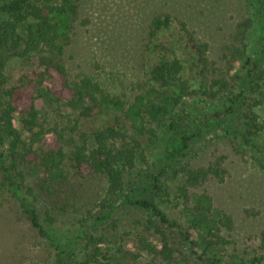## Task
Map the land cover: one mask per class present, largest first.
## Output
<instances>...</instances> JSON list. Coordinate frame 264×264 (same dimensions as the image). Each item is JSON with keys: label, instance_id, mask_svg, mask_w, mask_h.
<instances>
[{"label": "trees", "instance_id": "1", "mask_svg": "<svg viewBox=\"0 0 264 264\" xmlns=\"http://www.w3.org/2000/svg\"><path fill=\"white\" fill-rule=\"evenodd\" d=\"M82 2L4 0L0 5V137L8 142L7 153L0 149V168L31 226L54 246L55 264H64L71 243L49 236L36 208L21 196L22 186L13 177L20 163L29 165L48 189L73 176L104 177L107 188L102 206L106 210L97 218L98 224L108 223L122 208L149 214L138 222L139 231L126 245L129 264H190L191 259L204 264H264V230L257 248L238 250L230 238L235 228L232 214L218 207L206 190L198 191L210 180L223 181L227 175L224 155L205 164L188 158L190 145L201 136L205 121L193 130L175 116L184 96L222 99L223 108L205 119L226 135L256 147L253 138L263 128L256 108L264 104V46L260 54H249L247 37L253 19L238 22L219 59L212 60L209 43L200 40L186 21L171 13L154 15L145 49L149 51L161 32L177 28L183 49L194 56L203 83L198 89L190 87L183 61L173 55L175 45L163 36L164 54L147 80L138 84L136 94L128 97L108 91L91 74H70L66 55L78 26L87 20L81 17ZM256 8L264 21V0H256ZM11 59L29 65L15 81L4 74ZM247 93L253 97L246 102ZM238 102L246 104V133L224 125ZM105 115L112 119L108 125L92 131L88 139H77L81 143L71 139L72 150L67 151L69 131ZM161 129L169 131L163 151L165 165L158 175L148 174L138 166L147 163L145 143L154 142ZM170 172L179 181L173 194L180 205L176 217L161 208L154 195L165 193L162 178ZM245 213L251 215L250 210ZM87 248V263H91L99 248L94 249V242Z\"/></svg>", "mask_w": 264, "mask_h": 264}, {"label": "rangeland", "instance_id": "2", "mask_svg": "<svg viewBox=\"0 0 264 264\" xmlns=\"http://www.w3.org/2000/svg\"><path fill=\"white\" fill-rule=\"evenodd\" d=\"M3 1L0 0V5ZM159 13H171L186 21L200 40L209 43L212 60L219 59L236 24L245 18L253 19L247 37L249 54H260L264 46L261 42L264 21L257 11L256 0H83L81 17L87 20L78 26L66 55L70 74L73 77L91 74L108 91L133 97L138 84L147 80L152 66L164 54L161 38L166 36L175 45L173 55L183 61L188 84L198 89L203 83L202 76L194 56L184 51V42L180 40L182 34L177 28L161 32L149 51L145 49L149 23ZM28 68L27 62L11 59L4 74L8 80L15 81L16 75ZM246 96L247 102L253 93ZM223 105L222 99L184 96L175 116L186 128L193 130L197 129L199 122L205 121L201 136L190 145L188 158L196 159L197 164H205L224 155L227 175L223 181L210 180L198 191L206 190L218 207L234 217L235 228L230 238L235 247L238 250L253 249L258 247L264 230V104L256 108L263 126L253 138L256 147L226 135L220 127L205 119L209 113L222 109ZM245 107L246 104L238 102L234 113L224 119V125L231 131L246 133ZM111 121V116L105 115L81 122L77 131L68 132L67 151L72 150L71 139L77 142L82 138L88 139L92 131ZM168 132L161 129L154 142L145 143L147 163L138 166L139 170L158 175L165 165L163 151ZM0 135H3L1 128ZM0 149L5 153L8 151V142L2 136ZM13 177L22 186L21 196L36 208L49 236L62 243L66 240L67 244L71 243L67 247L64 264H129L126 245L139 231L138 222L147 219L149 214L122 208L108 223L98 224L97 218L106 210L102 206L107 188L104 177L81 179L73 176L67 183L48 189L43 186L42 179L33 174L31 167L22 163ZM162 179L165 193L162 196L154 193L155 199L161 208L176 217L180 215V205L173 194L179 184L178 178L170 172ZM134 181L135 178L128 182ZM246 210H250L251 215H247ZM77 236L83 237L78 242H71ZM91 242H94V249L99 248V254L96 258L94 256V261L87 263V244ZM0 264H55L54 246L31 226L1 168ZM190 264L204 263L191 259Z\"/></svg>", "mask_w": 264, "mask_h": 264}]
</instances>
